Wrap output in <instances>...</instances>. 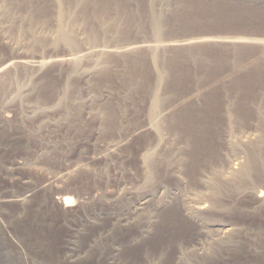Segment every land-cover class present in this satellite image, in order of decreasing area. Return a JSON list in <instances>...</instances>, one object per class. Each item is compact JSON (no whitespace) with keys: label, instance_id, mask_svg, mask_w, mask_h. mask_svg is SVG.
Wrapping results in <instances>:
<instances>
[{"label":"rangeland","instance_id":"1","mask_svg":"<svg viewBox=\"0 0 264 264\" xmlns=\"http://www.w3.org/2000/svg\"><path fill=\"white\" fill-rule=\"evenodd\" d=\"M60 14L77 59L51 40ZM0 30V264H264V203L251 193L264 184V0H0ZM157 85L177 109L214 96L205 103L235 118L224 129L257 130L238 153L244 175L213 182L234 154L218 146L196 163L206 183L186 170L156 209L159 181L178 183L160 164L143 183L140 128ZM64 188L77 212L54 201ZM187 196L211 200L200 222L180 212Z\"/></svg>","mask_w":264,"mask_h":264},{"label":"bare ground","instance_id":"2","mask_svg":"<svg viewBox=\"0 0 264 264\" xmlns=\"http://www.w3.org/2000/svg\"><path fill=\"white\" fill-rule=\"evenodd\" d=\"M65 9V8H64ZM70 11V10H69ZM64 12V11H63ZM70 13V12H68ZM64 14V13H63ZM61 17V14L59 15ZM63 16V15H62ZM64 18V17H63ZM62 17L59 19V22L52 28V34L50 33V36H52L51 40H54L55 43H63L64 45L67 46L71 50V55L74 56L76 59L78 58V52H82L81 49L78 46L76 37L71 33L70 31L67 30V27L65 25V21L63 22ZM71 19V18H70ZM57 20V19H56ZM72 21V20H71ZM55 22V21H54ZM72 23V22H70ZM76 22H73V25L75 26ZM5 25V24H4ZM3 25V26H4ZM72 25V24H71ZM72 25V26H73ZM39 26V25H38ZM36 26L35 28L37 29ZM77 26V25H76ZM44 27V24H43ZM41 29H44V28ZM46 27V26H45ZM2 28V27H1ZM32 28V27H31ZM34 28V27H33ZM50 28V26L48 27ZM47 28V29H48ZM20 29V27H19ZM18 29V30H19ZM22 29V28H21ZM85 29V28H84ZM154 34H155V39H156V44L155 46L161 45L158 44L160 43V36L161 33V28L159 22L156 21L154 24ZM161 29V30H160ZM5 30V28H4ZM51 30V29H50ZM86 30V29H85ZM30 33L31 30L29 29ZM28 31V33H29ZM72 31V30H71ZM88 31V30H87ZM1 32V30H0ZM33 32V31H32ZM36 32V31H34ZM73 32V31H72ZM29 33V34H30ZM41 33V32H40ZM39 33V34H40ZM1 34V33H0ZM7 34V33H6ZM33 34V33H32ZM20 35V34H19ZM46 35V34H45ZM81 35V34H80ZM15 36V34H14ZM21 36V35H20ZM41 36V34H40ZM49 36V37H50ZM82 37V36H81ZM89 38V36H87ZM23 38V37H22ZM83 38V37H82ZM10 39V38H9ZM15 39V37H14ZM91 39V38H90ZM90 39H87L88 42ZM153 39V38H152ZM154 39V41H155ZM7 40V39H6ZM43 40V39H42ZM92 40V39H91ZM90 40V41H91ZM94 40V39H93ZM160 40V41H159ZM18 41V40H17ZM40 41V40H39ZM9 42V41H8ZM14 42V40L12 41ZM45 43V42H44ZM224 43V42H223ZM13 44V43H12ZM90 44V43H89ZM154 44V43H152ZM50 45V44H49ZM22 46V45H21ZM46 46V45H45ZM90 46V45H89ZM32 47V46H31ZM147 47V46H146ZM149 47V46H148ZM147 47V48H148ZM23 48V47H22ZM57 48V47H56ZM151 48V47H150ZM11 49V48H10ZM46 50V48H44ZM49 49V48H48ZM65 49V48H64ZM94 49V48H93ZM159 49L156 48L155 51ZM27 50V49H26ZM85 49H83L84 51ZM151 50V49H150ZM47 51V50H46ZM69 51V50H68ZM158 51V50H157ZM156 51V52H157ZM12 52V51H11ZM86 52V50H85ZM83 52L82 54H85ZM151 52V51H150ZM66 53V52H65ZM224 53V52H223ZM90 54V52H89ZM155 54V53H154ZM70 55V56H71ZM34 56V55H33ZM86 56V55H84ZM44 57V56H43ZM72 57V58H74ZM83 57V56H82ZM225 57V56H224ZM1 58V57H0ZM209 58V57H208ZM36 59V58H35ZM80 59V58H79ZM82 60V59H81ZM203 61V60H202ZM218 61V60H217ZM220 64V63H219ZM253 64V63H252ZM91 65V64H89ZM249 66V65H248ZM247 66V67H248ZM252 66V65H251ZM219 67V66H218ZM220 68V67H219ZM223 68V67H222ZM87 75V74H86ZM3 82V81H2ZM163 83V82H162ZM158 86V85H157ZM161 86V85H160ZM158 86V88L160 87ZM162 87V86H161ZM160 87V88H161ZM213 87V86H212ZM67 88V87H66ZM65 88V89H66ZM157 88V89H158ZM158 89V91H154V95L152 98V101L148 105V113L145 115V124H142V131L144 132V135L146 134V140L143 143L142 149L140 151V158L142 160V173H143V183H151L153 180L154 176V171L155 169L157 170L156 167L159 168V166H156L158 164L162 165L165 169V176L173 178V181L178 182L175 186L170 187V190L168 191L169 188H166V183H163L162 181H159V196L157 197L159 200L158 205L156 206L157 210H160L161 208L165 207L167 204L170 202V197H168L170 194L172 195V192L176 190H179L178 187L180 184L187 182L185 178H187V171H190L191 173H195L193 175H197V178L201 179L202 182L206 183V177L208 176L204 174V168H203V174L198 172L199 166L196 165V163L200 160L201 157H205L202 159H208L206 156L211 155L214 152H216L218 149V146L222 149V147L226 146V149H230L233 151V155L227 158V160L224 162L223 165L217 169V170H212L211 172L213 175H211V178H213V182L218 179L216 175H218L221 179L223 180H228V182L231 179H234V177H239V175L243 174L246 171V166H245V160L243 156H239L240 153L243 155L245 152V147L248 145H253L252 143L258 138V133L257 130L252 131H246L239 129L237 132L236 130L229 129L226 130L223 128V124L227 123L228 125H234V117L232 115H228L226 119H224L220 114H216V111L218 110L214 104L211 107L207 105L205 102H209L207 99H209L208 96L205 95V99L203 96H201L200 100L201 101V106L196 105L194 108L193 106L191 108H180L177 109V97H171L169 95H166L164 91L162 92L161 89ZM164 88V87H163ZM167 88V87H166ZM211 88V87H210ZM215 88V86H214ZM213 89V88H212ZM218 89V88H217ZM220 89V88H219ZM156 90V89H155ZM261 90V89H260ZM194 91V90H193ZM202 91V90H200ZM205 91V90H204ZM212 90L209 91V94L211 93ZM214 91V89H213ZM217 91V90H216ZM255 91V90H254ZM171 92V91H170ZM199 92V91H198ZM261 92V91H260ZM67 93V92H66ZM213 93V92H212ZM211 93V94H212ZM233 93V92H232ZM262 93V92H261ZM264 93V92H263ZM262 93V94H263ZM64 94V92H63ZM163 94V95H162ZM202 94V93H201ZM238 94V93H237ZM208 95V94H207ZM217 96L218 94L215 93ZM228 95V94H227ZM64 96V95H63ZM173 96V95H172ZM194 96V94H193ZM210 96V95H209ZM215 96V99H216ZM203 97V99H202ZM208 97V98H207ZM211 99H214V96H211ZM151 98V97H150ZM209 99V100H211ZM218 99V96H217ZM252 99V97H251ZM179 100V99H178ZM186 101V99H184ZM254 100V98H253ZM146 101V100H145ZM181 101V100H180ZM198 101V100H197ZM195 101V102H197ZM230 101V100H228ZM232 101V100H231ZM263 101V99H262ZM71 102V100H70ZM148 102V101H147ZM194 102V103H195ZM211 102V101H210ZM214 102V101H213ZM217 102V101H216ZM233 102V101H232ZM250 102V101H249ZM183 103V102H182ZM198 103V102H197ZM39 104V103H38ZM185 104V102H184ZM196 104V103H195ZM209 104V103H208ZM220 104V103H219ZM200 105V104H199ZM229 105V104H228ZM66 106V105H65ZM179 106V103H178ZM181 106V105H180ZM186 106V105H185ZM220 105H218L219 107ZM221 107V106H220ZM235 107V106H234ZM259 107V106H258ZM146 108V107H145ZM230 108V106H229ZM43 109V108H42ZM227 109V108H226ZM32 110V109H31ZM229 110V109H228ZM227 110V111H228ZM5 111V110H4ZM43 111V110H42ZM93 111V110H92ZM145 111V110H144ZM222 112V109L220 110ZM226 111V113H227ZM33 112V111H32ZM90 112V111H89ZM218 112V111H217ZM229 112V111H228ZM66 113V112H65ZM231 113V111H230ZM229 113V114H230ZM1 114V113H0ZM91 114V113H90ZM228 114V113H227ZM234 114V113H233ZM1 118L3 120H9L10 115L7 112H3L1 115ZM143 118V117H142ZM234 118V119H233ZM2 120V121H3ZM239 121V120H238ZM9 122V121H8ZM10 123V122H9ZM259 125V124H258ZM229 126V127H230ZM226 130V131H225ZM6 132V131H5ZM250 148V147H249ZM252 148V147H251ZM223 151V150H222ZM228 151V150H227ZM247 151V150H246ZM219 153V152H218ZM228 153V152H227ZM225 152V154H227ZM236 153L238 155H236ZM247 153V152H246ZM215 154V153H214ZM221 154V153H220ZM224 154V155H225ZM232 154V153H231ZM218 155V154H217ZM229 155V154H228ZM212 156V155H211ZM220 156V155H219ZM218 156V157H219ZM227 156V155H226ZM209 157V156H208ZM212 158V157H210ZM221 159V158H220ZM213 160V158H212ZM215 160V159H214ZM213 160V161H214ZM217 160V159H216ZM203 161V160H202ZM201 161V162H202ZM222 161V160H221ZM205 162V161H204ZM202 162V163H204ZM198 164V163H197ZM200 164V163H199ZM221 164V163H220ZM200 167V169H201ZM163 169V170H164ZM264 169V168H263ZM187 170V171H186ZM209 171V170H208ZM217 171V172H216ZM159 172V170L157 171ZM164 172V171H163ZM161 173V172H160ZM159 173V174H160ZM210 173V174H211ZM247 174V173H245ZM164 175V174H163ZM202 175H205L206 177L203 178ZM244 175V174H243ZM214 177L216 179L214 180ZM237 177V178H238ZM210 177H208L209 179ZM255 178V177H254ZM253 178V179H254ZM162 179V178H161ZM196 179V178H195ZM208 183L211 182V179H209ZM220 179V180H221ZM192 180V179H191ZM190 180V181H191ZM236 180V179H235ZM233 180V182H236ZM157 181V180H156ZM197 181V180H196ZM218 181V180H216ZM225 182V181H224ZM142 183V184H143ZM220 182H218L219 184ZM141 184V185H142ZM187 184V183H186ZM212 184V183H211ZM261 184V182H260ZM179 185V186H177ZM191 185V184H190ZM208 186L210 184H207ZM215 185V183H214ZM185 186V185H184ZM193 186V184H192ZM258 186V185H257ZM256 186V187H257ZM154 187V186H153ZM195 187V185H194ZM200 187V186H199ZM205 187V185H204ZM211 187V186H210ZM254 191H250L253 196H255L258 200L261 201V203H264V184L259 185V187L256 188ZM185 189V188H184ZM196 189V188H195ZM194 189V190H195ZM199 189V188H198ZM209 189V188H207ZM215 188L213 187V190ZM202 190V189H201ZM212 190V187H211ZM251 190V189H250ZM168 191V192H167ZM182 191V190H181ZM196 191V190H195ZM193 191V192H195ZM216 191V190H215ZM124 192V191H123ZM127 192V191H126ZM125 192V193H126ZM133 192V191H132ZM173 192V193H175ZM202 192V191H201ZM200 192V193H201ZM205 192V191H204ZM71 192L69 189H62L60 191H57L55 194H53V199L56 203L62 205L63 207H72L74 206V211H78V207H81V204H77L78 206L76 207V204L74 203V197L70 194ZM124 193V194H125ZM188 193V192H187ZM186 193V194H187ZM192 193V191H191ZM210 193V191H209ZM216 193V192H213ZM247 193V192H246ZM250 193V194H251ZM122 193H118L116 199H119L121 197ZM123 194V195H124ZM185 194V193H184ZM182 194V195H184ZM189 194V193H188ZM217 194V193H216ZM174 195V194H173ZM172 195V196H173ZM176 195V194H175ZM178 195V194H177ZM191 195V194H190ZM193 195V193H192ZM212 196V195H211ZM119 197V198H117ZM183 197V196H180ZM190 197V196H189ZM193 197V196H191ZM216 197V196H215ZM172 198V197H171ZM186 198V196H185ZM183 199L180 200L179 202L176 200V202L179 204V210L182 214H184L186 217L195 220L197 222H200L202 220V213L204 210L208 209L210 201L208 200L209 204L207 203V198L206 201H196L194 202L193 199L189 200L188 199ZM121 199V198H120ZM152 199L151 195L145 194L144 196L140 197L139 199V206L143 207ZM154 199V198H153ZM196 199V198H195ZM215 199V198H214ZM157 200V199H156ZM172 200V199H171ZM205 200V199H204ZM215 201V200H214ZM218 202V201H217ZM171 203V202H170ZM173 203V202H172ZM171 203V204H172ZM216 203V202H215ZM135 204V203H134ZM176 204V203H175ZM83 205V204H82ZM85 205V204H84ZM110 205V204H109ZM211 206V205H210ZM146 207V206H145ZM214 207V206H212ZM163 210V209H162ZM176 210V208L174 209ZM208 212V211H207ZM155 213V212H154ZM127 214V213H126ZM130 213L124 216V219H126ZM152 214V213H150ZM160 214V213H159ZM176 214V213H175ZM179 215V214H178ZM173 216V214H172ZM185 217V218H186ZM121 220V219H120ZM185 220V219H184ZM129 221V220H128ZM193 222V221H191ZM196 222V224H197ZM198 223L199 225L202 224ZM198 225V226H199ZM201 226V225H200ZM235 228V227H234ZM233 226H227V227H222L216 231V237L217 239H225V237H228L235 229ZM217 229V228H216ZM215 229V230H216ZM204 230V228H202ZM199 231V230H198ZM202 232V231H201ZM199 231V233H201ZM200 235V234H199ZM197 235V236H199ZM200 238V240H198ZM202 237H197L195 239L198 240L200 243L202 242ZM193 241V243L195 242ZM196 241V242H198ZM197 245H200L199 243Z\"/></svg>","mask_w":264,"mask_h":264}]
</instances>
